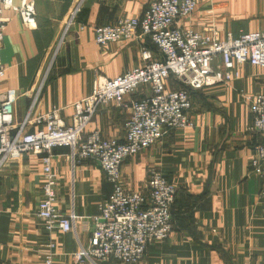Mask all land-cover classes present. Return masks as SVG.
<instances>
[{
  "label": "crops",
  "instance_id": "crops-1",
  "mask_svg": "<svg viewBox=\"0 0 264 264\" xmlns=\"http://www.w3.org/2000/svg\"><path fill=\"white\" fill-rule=\"evenodd\" d=\"M150 1L86 0L77 23L59 45L72 0H36L34 29L24 27L17 12L6 10L10 19L0 51L6 67L2 88L19 94L15 120L21 122L30 111L33 117L59 106L61 117L70 124L74 104L91 93L97 73L114 77L142 65V47L152 46L147 38L100 46L94 28L140 16ZM180 25L196 30L213 27L222 38L237 37L264 28V0H197L196 10ZM240 72L230 84L192 91L194 125L168 131L125 161L126 188L145 191L149 168L158 165L178 189L169 237L150 243L137 264H264V176L249 165L263 136L249 129L252 114L243 97L264 92V69L247 63ZM169 86L180 85L171 80ZM144 91L141 87L132 97ZM131 113L129 103L102 106L83 135L97 129L105 137L124 141ZM35 128L29 124L27 130ZM52 159L58 173L56 207L74 218L71 231L53 232L57 242L53 264H78L72 254L88 245L99 204L113 186L97 159L74 161L66 146L56 147ZM42 198L39 154L24 153L0 168V264H45L49 236L36 214ZM81 264L125 263L111 258Z\"/></svg>",
  "mask_w": 264,
  "mask_h": 264
},
{
  "label": "built area",
  "instance_id": "built-area-1",
  "mask_svg": "<svg viewBox=\"0 0 264 264\" xmlns=\"http://www.w3.org/2000/svg\"><path fill=\"white\" fill-rule=\"evenodd\" d=\"M85 2L72 0L58 44L77 23ZM196 8L197 0H152L140 16H125L96 26L95 41L100 46L141 36L152 46L142 47L140 66L114 77L97 73L91 93L74 104L70 124L61 117L59 106L33 117L30 111L21 122L16 121L19 94L14 88H2L6 67L0 58V168L24 153L41 156L43 198L36 214L43 219L49 236L45 264H53L57 254L53 232L56 229L67 232L74 227V218L56 207L58 173L52 155L59 146L69 147L74 161L97 159L113 186L99 204L100 214L94 217L95 228L88 245L72 254L76 263L114 258L125 264H137L150 243L169 237L177 185L160 166L151 165L146 190L128 189L122 177L125 161L147 150L168 131L194 125L190 114L192 91L219 83L230 84L241 76L240 68L247 63L264 69V28L222 38L213 27L196 30L181 26V19ZM8 9L19 14L24 27H37L36 0H21L19 4L15 0H0V51L10 19L5 15ZM84 27L81 25V29ZM171 80L179 88H171ZM141 87L146 91L140 97H132ZM243 97L252 114L249 129L263 136L249 165L256 175L264 176V92L244 93ZM37 98L38 95L33 104ZM128 103L132 113L125 122L124 141L105 137L97 129L83 135L100 107H122ZM29 124L36 128L27 130ZM261 196L264 198V188Z\"/></svg>",
  "mask_w": 264,
  "mask_h": 264
},
{
  "label": "rangeland",
  "instance_id": "rangeland-1",
  "mask_svg": "<svg viewBox=\"0 0 264 264\" xmlns=\"http://www.w3.org/2000/svg\"><path fill=\"white\" fill-rule=\"evenodd\" d=\"M60 42V39L58 40V43ZM59 45V44H58ZM56 61V59H53V63Z\"/></svg>",
  "mask_w": 264,
  "mask_h": 264
}]
</instances>
